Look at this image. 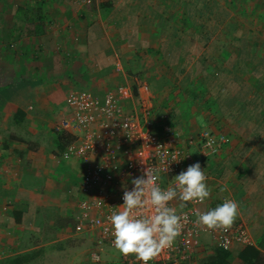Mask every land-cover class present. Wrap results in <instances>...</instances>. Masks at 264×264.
Returning a JSON list of instances; mask_svg holds the SVG:
<instances>
[{
	"label": "crops",
	"instance_id": "crops-1",
	"mask_svg": "<svg viewBox=\"0 0 264 264\" xmlns=\"http://www.w3.org/2000/svg\"><path fill=\"white\" fill-rule=\"evenodd\" d=\"M254 5L264 0H0V259L48 209L75 217L79 165L56 160L54 127L71 93L116 82L150 83L182 140L225 135L205 162L206 202L236 201L234 223L264 253V23L242 14Z\"/></svg>",
	"mask_w": 264,
	"mask_h": 264
},
{
	"label": "built area",
	"instance_id": "built-area-1",
	"mask_svg": "<svg viewBox=\"0 0 264 264\" xmlns=\"http://www.w3.org/2000/svg\"><path fill=\"white\" fill-rule=\"evenodd\" d=\"M70 1L85 7L95 0ZM136 86V93L126 84L115 85L102 94L73 92L68 98L70 113L54 127L57 134L71 138L56 160H75L79 165L78 181L73 186L78 195L73 230L75 235L96 236L97 248L89 252L92 262L100 259V245L115 249L109 217L119 210L124 190H132L131 181L142 176L144 169H155L160 187L167 189L189 165L199 162L204 170L207 159L226 142L224 134L208 129L182 140L172 124L156 121L149 86ZM173 157L179 161H172ZM179 203L174 200L169 206L176 208L177 214L187 215L181 235L149 264H191L194 249L203 237L226 251L251 244L243 223H234L228 231L198 226L195 213L214 209L206 201L188 202L183 209ZM119 255L123 264H142L133 255Z\"/></svg>",
	"mask_w": 264,
	"mask_h": 264
},
{
	"label": "clouds",
	"instance_id": "clouds-1",
	"mask_svg": "<svg viewBox=\"0 0 264 264\" xmlns=\"http://www.w3.org/2000/svg\"><path fill=\"white\" fill-rule=\"evenodd\" d=\"M172 161L179 160L173 157ZM158 180L155 169H144L142 176L131 181L132 190H124L119 210L109 217L114 248L125 257L135 256L142 264L154 261L181 235L187 215L177 214L176 208L169 206L170 202L178 200L183 209L188 202L204 203L211 194L199 162L176 175L174 186L162 189ZM195 215L200 227L228 231L239 215V205L234 200H226L214 209L197 211Z\"/></svg>",
	"mask_w": 264,
	"mask_h": 264
},
{
	"label": "rangeland",
	"instance_id": "rangeland-1",
	"mask_svg": "<svg viewBox=\"0 0 264 264\" xmlns=\"http://www.w3.org/2000/svg\"><path fill=\"white\" fill-rule=\"evenodd\" d=\"M247 10L253 11V14L256 15L257 23H264V8L261 11L254 5L251 8L245 9L242 14L244 13V15H246ZM117 84L119 83L116 82V85ZM145 84L150 88V83V85L148 82ZM100 91L105 92V90ZM100 91L98 94L101 93ZM94 93H96V91ZM167 105V103H162V105H160L153 101L155 118L158 122H167L173 125L171 119H166L164 121L165 117L161 115L162 109ZM77 181L78 179L75 178L68 180V190H71L72 186L76 184ZM48 210L50 213L49 216L46 217L45 220L40 217L36 229L33 232L22 234L18 245L9 246V252H6L8 248L5 249V247H3L1 250V252L4 250L3 255L36 250L38 251V256L33 261V264H123L119 252L106 245L99 246L100 259L98 262H92L89 257V252L97 248L96 236L91 234L75 235L74 232L70 233L61 230L56 224L58 211L54 209ZM214 249L215 246L207 237L201 238L199 244L196 246L193 262L205 259ZM232 251L233 249H231V253Z\"/></svg>",
	"mask_w": 264,
	"mask_h": 264
},
{
	"label": "trees",
	"instance_id": "trees-1",
	"mask_svg": "<svg viewBox=\"0 0 264 264\" xmlns=\"http://www.w3.org/2000/svg\"><path fill=\"white\" fill-rule=\"evenodd\" d=\"M136 88H134L135 92ZM136 93V92H135ZM17 115L23 116L21 111L17 112ZM170 124V123H169ZM71 141V138L67 135L58 134L57 146L58 150H63L66 145ZM214 207V206H213ZM215 208V207H214ZM56 224L58 227L64 230L69 228L67 232H74V217H60L56 218ZM196 252V247L194 249L193 261ZM38 251H26L22 253L11 254L0 259V264H33V261L37 258ZM236 259L242 264H264V253L260 252L258 249L252 245L244 246L241 251L237 253ZM191 264H232L231 262V250L226 251L215 247V249L208 255L205 259L201 261H196Z\"/></svg>",
	"mask_w": 264,
	"mask_h": 264
}]
</instances>
